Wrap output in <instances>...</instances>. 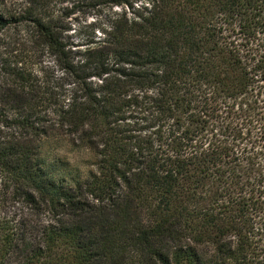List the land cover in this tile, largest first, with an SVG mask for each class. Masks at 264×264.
Masks as SVG:
<instances>
[{"label": "trees", "instance_id": "1", "mask_svg": "<svg viewBox=\"0 0 264 264\" xmlns=\"http://www.w3.org/2000/svg\"><path fill=\"white\" fill-rule=\"evenodd\" d=\"M58 1L0 0L31 45L0 79V264H264L263 169L213 127L264 88V0Z\"/></svg>", "mask_w": 264, "mask_h": 264}, {"label": "rangeland", "instance_id": "2", "mask_svg": "<svg viewBox=\"0 0 264 264\" xmlns=\"http://www.w3.org/2000/svg\"><path fill=\"white\" fill-rule=\"evenodd\" d=\"M18 3H22V0H5L6 7L10 9L15 7ZM53 6L55 7L53 12L55 14H61L62 11L69 12L73 6L72 2L65 1L63 3L58 0H52ZM65 9V10H64ZM88 12V13H86ZM93 10L79 12L76 11L66 19L72 23L75 27L78 23L90 22L94 19ZM233 33L232 36L228 38L233 41V43H241L246 41V38L242 32L239 30V21L236 19L233 22ZM23 28V24L19 25H10L5 28L0 33V79L4 78V66L7 63L11 62L19 55L20 52L22 57L30 56V43L28 42L30 35L28 31L26 32ZM233 39V40H232ZM259 43L262 41L258 40V37L255 40H249V42ZM250 43V44H252ZM262 48V46H261ZM263 50L255 51L256 56ZM30 68L33 71H37L39 68H43L46 64H52V57L48 52L42 51L40 48H37V51L32 53L31 57H28ZM260 82L254 83V90L250 92L249 100H257L253 104L255 108L251 111V116H247V111L243 105L241 108L240 101L236 100L235 105L232 101H229L225 106L216 112V122H214L213 127H217L218 132H223L227 130L224 126H228V129L236 130V148L241 151L248 152L254 156V159L259 162L260 167L263 169V175H261V180L264 183V88H259ZM246 101V99L242 100ZM221 127V128H220ZM220 130V131H219ZM228 131V130H227Z\"/></svg>", "mask_w": 264, "mask_h": 264}]
</instances>
